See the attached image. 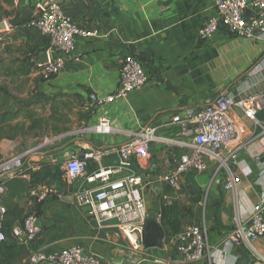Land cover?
<instances>
[{"label":"crops","instance_id":"0c3cea01","mask_svg":"<svg viewBox=\"0 0 264 264\" xmlns=\"http://www.w3.org/2000/svg\"><path fill=\"white\" fill-rule=\"evenodd\" d=\"M40 1L61 3L82 27L97 31L95 36L78 38L65 69L47 80L36 72L38 59L48 57L44 40L38 29L25 23ZM14 7L18 14L0 22V26L4 21L11 24L7 32H0V83L6 79L9 84L15 78V85L22 86L13 92L16 101L0 106L2 113L18 112L10 122L18 126L17 132L1 138L0 161L5 156L26 154L23 169L35 170L48 163L61 172L60 177L42 183H51L57 192L42 201L29 195L20 202L19 220L29 207L35 208L42 226L35 242L26 246L29 254L37 249L57 252L78 244L85 252L99 256L102 264H135L119 254L122 249L133 250L129 231L108 223L98 225L87 207L77 206L71 196L77 184L67 182L63 167L67 154L83 155L90 148H110L112 152L102 162L89 160L88 172L118 164L114 148L133 139L136 132L152 127L157 138L149 140L151 159H135L130 167L113 176L120 178L133 171L141 174L147 216L157 218L165 230L163 247L145 250L143 258L178 262L181 259L170 238L189 225L199 224L208 228L211 249L193 264H249L250 250L234 234V228L240 222L247 225L246 215L264 193L261 128L242 109L233 106L229 115L239 127V142L244 147L229 158V168L206 158L205 170L183 174L178 189L168 184L165 189L163 177L171 171L181 149L158 137L178 139L179 128L172 122L173 116L183 114L189 107H202L221 93L257 102L256 117L264 123V68L250 74L258 64L264 66V39L219 30L214 38L200 40L199 30L215 12L216 0H14ZM128 54L142 60L151 74L149 83L126 97L91 105L86 91L90 90L98 100L113 94L119 83L121 62ZM29 78L27 85L33 97L27 100ZM0 87L6 98L8 94L13 96L9 88ZM91 107L93 113L85 116ZM103 115L111 119L110 133L86 129ZM46 136L58 138L44 143ZM238 161L248 165L252 174L242 175L235 164ZM229 169L241 176V182L233 189L225 187ZM252 245L264 256V237L252 241Z\"/></svg>","mask_w":264,"mask_h":264},{"label":"built area","instance_id":"2783aa9c","mask_svg":"<svg viewBox=\"0 0 264 264\" xmlns=\"http://www.w3.org/2000/svg\"><path fill=\"white\" fill-rule=\"evenodd\" d=\"M3 25V27H2ZM0 32L9 30L4 21ZM27 27L36 28L43 38L44 51L48 54L46 61H37L36 72L47 80L61 73L67 59L76 50L78 38L92 37L96 30H88L68 15L61 3L57 1L36 2ZM222 30L230 35L246 38L264 39V0H216V9L208 16L199 30L200 40L206 41L215 37ZM250 74L263 70L258 64ZM150 72L145 68L140 58L133 54L126 55L120 67V78L115 92L106 98L99 99L98 105L110 103L117 98L126 97L131 91L140 89L149 83ZM236 106L244 111L247 118L255 121L264 134V123L257 117L259 104L249 98L238 95L230 98L228 94H219L212 102L202 107L186 108L183 114L173 116L172 122L179 128V138L176 140L158 137L162 142L174 143L181 153L174 159L170 172L163 180L174 188H179L183 174L194 171L203 172L206 168V158L224 165L229 158L244 143L239 142V127L234 122L229 111ZM99 134L112 131L111 119L100 116L97 122L86 128ZM155 128L147 127L135 133L133 139L120 144L114 150L120 162L109 167L101 166L93 172H88V161L102 162V159L112 152L108 148H90L78 155L67 154L64 162V174L69 184H77L71 190L74 203L79 207H89L88 213L93 216L98 225L108 223L110 227L129 231L133 243L132 252L143 257L145 252L142 231L147 218L145 198L143 196V177L137 171L115 178L124 167H130L133 160L148 161L151 159L149 140L157 138ZM58 137L46 136L44 143H52ZM26 154L12 155L0 161V264H3L1 246L6 239L2 230L6 207L1 201L7 186L5 177L13 176L24 168ZM260 155L257 156L259 159ZM242 175L252 174L251 168L243 161L235 162ZM241 182V176L229 169V177L225 187L233 189ZM84 183L92 184L85 187ZM57 192L51 183L38 185L29 189V195L38 201L44 200L51 193ZM168 200V197L166 198ZM246 226L241 222L234 228V234L240 238L250 250L249 264H264V256L260 255L252 245V241L264 237V193L262 199L254 206L253 211L246 215ZM42 232L37 212L29 207L21 220L14 225L12 234L15 240L25 247L35 242ZM170 244L175 253L180 256L178 262L164 264H193L203 259L210 252L208 228L206 225H189L170 238ZM102 264L101 258L94 253H87L81 245L65 247L57 252L37 249L30 252L26 264Z\"/></svg>","mask_w":264,"mask_h":264},{"label":"trees","instance_id":"16d2710c","mask_svg":"<svg viewBox=\"0 0 264 264\" xmlns=\"http://www.w3.org/2000/svg\"><path fill=\"white\" fill-rule=\"evenodd\" d=\"M2 16L3 15L0 13V22L3 19ZM30 18L31 17L25 20V23H27ZM0 90H3V88L0 87ZM92 113L93 108L91 107L84 115L87 116L91 115ZM17 115V111L5 110L3 113L0 112V131L4 128L14 127L17 129V125L12 126L10 123L17 117ZM3 136L5 135L0 133V141ZM1 157L2 155L0 151V160ZM26 175H29L30 178H27ZM60 176L61 172L59 169L53 168L48 163H42L38 169L34 170L33 168L27 167L21 172L5 178L4 184L7 186V189L1 196V201L6 207V213L4 215V221L2 225V230L6 235V239L1 246L3 264H26V262L24 263L23 260L29 256V250L24 245L19 244L12 234L13 227L19 220L21 200L25 197H29V189L32 187L42 184L49 178L54 179ZM33 209L37 212V214H39L35 208Z\"/></svg>","mask_w":264,"mask_h":264},{"label":"water","instance_id":"95a60500","mask_svg":"<svg viewBox=\"0 0 264 264\" xmlns=\"http://www.w3.org/2000/svg\"><path fill=\"white\" fill-rule=\"evenodd\" d=\"M126 32L128 36L130 37L129 39H132L131 38L132 36H130L131 34L129 33L128 27H126ZM46 60H47L46 55L38 59V61L40 62L46 61ZM86 93H87L88 102L91 105L96 104L98 101L97 96L93 94L90 90H87ZM163 185H164V188L166 189L167 183L164 182ZM87 209L89 210V207H87ZM164 237H165V230L160 225L157 218L147 216L145 226L142 231V241H143L144 249L148 250L150 248H162ZM119 254L135 264H164L163 261H151V260L145 259L141 255L136 254L128 249L120 250ZM44 264H53V263L45 262Z\"/></svg>","mask_w":264,"mask_h":264},{"label":"rangeland","instance_id":"374dc122","mask_svg":"<svg viewBox=\"0 0 264 264\" xmlns=\"http://www.w3.org/2000/svg\"><path fill=\"white\" fill-rule=\"evenodd\" d=\"M0 13L3 15L2 17L3 18H6V17H14L18 14L16 8L14 7V0H0ZM31 17V16H30ZM8 26L10 27V23L7 22ZM7 32L6 30L4 31V33ZM3 51V47H2V41L0 40V52ZM0 79H1V76H0ZM9 84L5 83L6 82V79H2L1 83H0V86H4L5 88H9L10 90V94H12L13 96H9L8 94V97L6 98V92L4 91H0V106H5L6 103H10V101H16L17 100V96L15 95V93L13 92H16L17 93V87H21L22 86V83H20L19 85H15L16 84V79L15 78H11L9 80ZM31 81V79H27L26 80V94H27V100L28 99H32V89L31 87L27 84H29ZM33 81V80H32ZM30 88V89H29ZM9 93V92H8ZM21 93V92H20ZM17 132V129L16 128H4V129H1L0 133H3L4 135H13L14 133ZM10 158L5 156V159H8ZM173 204V203H172Z\"/></svg>","mask_w":264,"mask_h":264}]
</instances>
